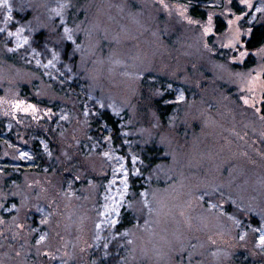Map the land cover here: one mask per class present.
<instances>
[{
    "label": "rangeland",
    "instance_id": "1",
    "mask_svg": "<svg viewBox=\"0 0 264 264\" xmlns=\"http://www.w3.org/2000/svg\"><path fill=\"white\" fill-rule=\"evenodd\" d=\"M258 22L264 0H0V264H264Z\"/></svg>",
    "mask_w": 264,
    "mask_h": 264
},
{
    "label": "trees",
    "instance_id": "2",
    "mask_svg": "<svg viewBox=\"0 0 264 264\" xmlns=\"http://www.w3.org/2000/svg\"><path fill=\"white\" fill-rule=\"evenodd\" d=\"M189 4H190V8H189L190 14L193 17L200 18V19H205L207 17L208 12L206 9L202 8L199 4H197L195 2H189ZM232 6H233L234 10L238 13H242L245 11V7L243 5H241L240 3H238L237 1H234ZM215 23H216V27H215L216 33L215 34H219V33L223 32L227 26L225 19L221 16H216ZM251 27H252V30H251L250 36L243 39V41L245 43L244 44L245 47L247 48V50H250V51L257 49L264 44V23H262V22L254 23V24H252ZM215 34H212L210 36V39L213 40ZM255 64H256V57L251 52L243 63L234 64V67L239 68V69L240 68H244V69L246 68L247 69V68H251ZM32 100L36 101L37 99H32ZM160 109L162 110V115L164 117H166L167 115H165V114H167L168 112L166 113L165 110L162 109V106H160ZM101 118L111 127V129H113V131L115 132V136H118L120 128H119V123H118L116 116L110 110L104 109L101 112ZM37 143H39V142L36 141V144ZM23 168L26 169V166H24ZM22 177H23L22 175L14 174V176L7 178L6 182L8 183L11 179L12 180L22 179Z\"/></svg>",
    "mask_w": 264,
    "mask_h": 264
},
{
    "label": "snow or ice",
    "instance_id": "3",
    "mask_svg": "<svg viewBox=\"0 0 264 264\" xmlns=\"http://www.w3.org/2000/svg\"><path fill=\"white\" fill-rule=\"evenodd\" d=\"M182 98H183V97H181V99H182ZM260 239H261V242L264 243V236H262Z\"/></svg>",
    "mask_w": 264,
    "mask_h": 264
}]
</instances>
